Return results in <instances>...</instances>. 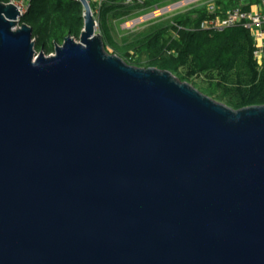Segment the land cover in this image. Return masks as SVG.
Segmentation results:
<instances>
[{"label":"water","instance_id":"water-1","mask_svg":"<svg viewBox=\"0 0 264 264\" xmlns=\"http://www.w3.org/2000/svg\"><path fill=\"white\" fill-rule=\"evenodd\" d=\"M0 3V264H264V106L233 110Z\"/></svg>","mask_w":264,"mask_h":264},{"label":"trees","instance_id":"trees-1","mask_svg":"<svg viewBox=\"0 0 264 264\" xmlns=\"http://www.w3.org/2000/svg\"><path fill=\"white\" fill-rule=\"evenodd\" d=\"M11 1L23 2L0 0V3ZM150 4L149 1L135 7H125L117 1L104 4L97 15L104 47L111 43L108 20L146 9ZM25 6L27 9L19 25L26 24L32 29L37 52L50 55L54 46L61 45L67 36L79 39L84 25V11L79 2L27 0ZM235 6L231 4V7ZM91 10H94L92 6ZM206 18L204 10H194L179 16L171 25L167 24L137 40L130 47L146 55L148 62L144 68L168 71L181 82L192 85L233 110L264 106V65L259 68L254 60L255 47L250 32L241 26L222 31L201 29L200 25ZM172 31L178 33L177 40H168ZM114 49L119 54L127 50ZM196 78H203L207 86L195 84L193 80Z\"/></svg>","mask_w":264,"mask_h":264},{"label":"rangeland","instance_id":"rangeland-1","mask_svg":"<svg viewBox=\"0 0 264 264\" xmlns=\"http://www.w3.org/2000/svg\"><path fill=\"white\" fill-rule=\"evenodd\" d=\"M180 2L181 3H174L171 5L167 4L164 8L162 5H159L154 8L151 7L142 11H136L127 16L118 17L115 20H108L109 39L111 43H107L105 51L110 55L120 56L131 66L144 68L148 62L146 55L138 52L137 49L131 48L130 46H132L137 40L147 37L151 32L160 29L167 24L171 25V22L180 16L179 12L183 9L191 10L195 6L199 5L194 1H191L192 4L190 5H187L190 1ZM23 3L27 5V0H23ZM16 4L18 6L21 5L19 2ZM157 11L159 13H157ZM94 19L96 21L95 33L101 35L97 16H95ZM169 39L172 41L177 40L178 33L176 31H172L168 40ZM115 47L126 48L127 50H124L123 53L119 54L115 51ZM193 82L200 87L207 86V83L203 80V78H196Z\"/></svg>","mask_w":264,"mask_h":264},{"label":"built area","instance_id":"built-area-1","mask_svg":"<svg viewBox=\"0 0 264 264\" xmlns=\"http://www.w3.org/2000/svg\"><path fill=\"white\" fill-rule=\"evenodd\" d=\"M79 2V0H72ZM90 8L93 7V17L99 14L100 8L104 4L112 3L117 1L119 4L125 7L133 6H142L147 0H86ZM18 1H11L13 5L16 6L20 13V18L25 14L27 7L25 4L20 1L21 5H17ZM209 14L212 17L207 18L201 23V29L204 30H217L222 31L226 28L241 26L247 29L254 42V60H256L259 68H262L264 65V0H260V9L259 11H242L239 8H233L228 10L223 14V19H216L213 14V8H209ZM19 18V20H20ZM19 23V21H18Z\"/></svg>","mask_w":264,"mask_h":264},{"label":"crops","instance_id":"crops-1","mask_svg":"<svg viewBox=\"0 0 264 264\" xmlns=\"http://www.w3.org/2000/svg\"><path fill=\"white\" fill-rule=\"evenodd\" d=\"M148 1L151 3L148 8H151V7L154 8V7H157L159 5H162V7L164 8V7H166L167 4L171 5L174 3H181L180 1H190L189 4H187V5H190V4H192L191 1H194L199 5L195 6L191 10L190 9L184 10L182 8L183 10L179 12L180 16L187 15L194 10H204V12L207 15V18H209V17H212L209 14V8L212 7L213 11H214L213 16L218 20H222L223 14L225 12H227L228 10L233 9V8H239L242 11H244L242 9V7H243L246 10L245 12H248V11H254L255 12V11H259V9H260V0H164V1L163 0H147V2ZM162 3H164V4H162ZM231 4H234L236 6L231 7ZM142 10H145V9H142ZM142 10H139V11H142ZM194 17H195V15H194Z\"/></svg>","mask_w":264,"mask_h":264},{"label":"bare ground","instance_id":"bare-ground-1","mask_svg":"<svg viewBox=\"0 0 264 264\" xmlns=\"http://www.w3.org/2000/svg\"><path fill=\"white\" fill-rule=\"evenodd\" d=\"M157 13H159V12L157 11ZM157 13H156V14H157Z\"/></svg>","mask_w":264,"mask_h":264}]
</instances>
